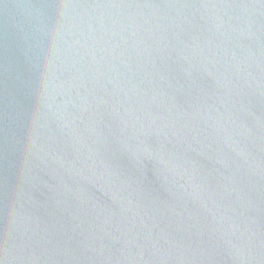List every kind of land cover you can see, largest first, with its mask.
Segmentation results:
<instances>
[{"label":"water","instance_id":"95a60500","mask_svg":"<svg viewBox=\"0 0 264 264\" xmlns=\"http://www.w3.org/2000/svg\"><path fill=\"white\" fill-rule=\"evenodd\" d=\"M0 264H264V0H0Z\"/></svg>","mask_w":264,"mask_h":264}]
</instances>
